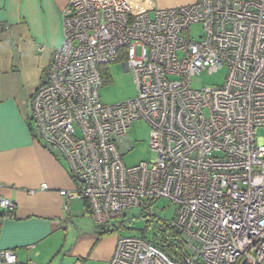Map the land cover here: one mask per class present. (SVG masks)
I'll return each instance as SVG.
<instances>
[{"label":"built area","instance_id":"1","mask_svg":"<svg viewBox=\"0 0 264 264\" xmlns=\"http://www.w3.org/2000/svg\"><path fill=\"white\" fill-rule=\"evenodd\" d=\"M68 3L62 43L30 96L34 138L78 185L59 195L81 199L105 227L157 200L176 206L173 251L118 227L108 264H264V0L139 13L128 0ZM114 62L132 74L136 96L102 105L101 70ZM224 68L223 85L191 88L195 75ZM137 120L155 159L126 167ZM0 210L15 205L0 198ZM16 262L0 249V264Z\"/></svg>","mask_w":264,"mask_h":264},{"label":"crops","instance_id":"2","mask_svg":"<svg viewBox=\"0 0 264 264\" xmlns=\"http://www.w3.org/2000/svg\"><path fill=\"white\" fill-rule=\"evenodd\" d=\"M68 1L0 0V198L15 205L0 210V249L14 250L16 264H108L115 247V234L101 233L81 199L59 195L78 185L34 138L30 96L62 43ZM128 1L139 13L197 0Z\"/></svg>","mask_w":264,"mask_h":264},{"label":"rangeland","instance_id":"3","mask_svg":"<svg viewBox=\"0 0 264 264\" xmlns=\"http://www.w3.org/2000/svg\"><path fill=\"white\" fill-rule=\"evenodd\" d=\"M200 26L190 29L191 38L198 36ZM103 84L98 91L102 105H116L134 99L136 96V85L133 83L132 74L124 72L120 62H114L102 67ZM226 69L209 73L202 71L191 78V88L200 90L201 87L221 86L224 84ZM129 138L133 144L130 152L122 156L126 167L135 166L141 162H150L155 159L149 145L150 133L147 123L143 120L134 121L129 129ZM258 137L263 136L260 130ZM150 211L143 212L140 208L126 210L124 216L117 222L121 236H142L146 239L152 238L153 234L163 225L169 222L174 215L176 206L165 199L157 200Z\"/></svg>","mask_w":264,"mask_h":264},{"label":"trees","instance_id":"4","mask_svg":"<svg viewBox=\"0 0 264 264\" xmlns=\"http://www.w3.org/2000/svg\"><path fill=\"white\" fill-rule=\"evenodd\" d=\"M103 73H104V71L102 72V74ZM132 148H133V146H132ZM84 204H85V202H84ZM87 211H88V209H87ZM171 220L169 222H163V225L158 229V232L153 234L152 238L149 239L158 248H161L163 250L170 251V252L173 251V249H172L173 241L172 240H174V238L178 235V233L175 230L171 229V226H170ZM100 227H102V230H103V231H101V233H104V234H106V233L107 234H109V233L115 234L117 232V229H118V227H115V226L105 227V226L101 225ZM142 237H143V235H142Z\"/></svg>","mask_w":264,"mask_h":264}]
</instances>
